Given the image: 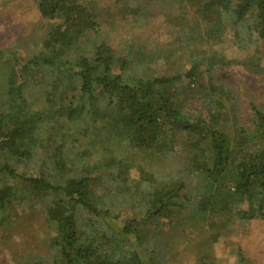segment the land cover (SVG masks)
<instances>
[{"label": "trees", "instance_id": "1", "mask_svg": "<svg viewBox=\"0 0 264 264\" xmlns=\"http://www.w3.org/2000/svg\"><path fill=\"white\" fill-rule=\"evenodd\" d=\"M33 2L41 35L23 56L0 48V229L40 206L53 236L46 259L19 264H161L190 236L182 223L210 221L217 244L264 220V110L249 102L244 115L217 77L235 66L264 83V0H128L130 28L147 24L148 5L176 2L182 53L150 36L119 52L85 0ZM224 37L250 53L227 58L214 49ZM177 55V71L153 72ZM177 146L179 180L144 167Z\"/></svg>", "mask_w": 264, "mask_h": 264}, {"label": "rangeland", "instance_id": "2", "mask_svg": "<svg viewBox=\"0 0 264 264\" xmlns=\"http://www.w3.org/2000/svg\"><path fill=\"white\" fill-rule=\"evenodd\" d=\"M85 1L97 10L101 22L99 39L115 50L124 52L129 44L150 36L155 44L161 46L172 44L174 49L182 53V49L178 47L177 33H174V29L177 30L176 19L179 17L176 2L163 7H159V4L157 7L148 5L151 13H149L150 18L147 24L130 28L123 20V17L125 19L128 16L126 13L128 0ZM164 10L169 11L163 13ZM188 19L189 16L186 20ZM45 23L47 24L41 20L33 0H0V48L5 50L12 48L23 56L24 49L32 44V39L41 35L46 26ZM223 40L221 44L214 45V49L223 53L227 58L242 59L251 51L238 50L233 47L231 40H225V37ZM173 58L168 63L163 61L154 65L153 72L163 74L166 68H169L171 72L177 71L183 60L180 55ZM217 77L236 89L241 99V110L244 115L249 113V102L261 105L264 110V83H260L247 70L233 66L219 71ZM178 142H181L180 138ZM179 150L180 147L177 146L174 151L179 153H173H178L181 160L171 154V156H161L162 158L150 162L152 160L150 156L146 157L148 159L146 162H143L146 164L144 167L167 179L177 181L182 178L181 175L177 177V174L181 171L182 168L179 167L187 155L185 149ZM95 159L94 156L93 160ZM130 177L132 185L138 186L140 180L138 166L131 168ZM189 183L191 182H186L187 189L190 188ZM203 183L204 179L199 174L192 183L197 193L202 191ZM125 215L130 217L128 212ZM209 222L206 221L198 230L196 228L199 226L195 227L193 223L189 225L182 223L181 229L188 231L190 236L178 239L175 243V250L167 255L161 264H238L236 248L249 264H264V220H253L238 227L237 235L230 238L222 236L217 244L209 241V237L215 233L216 229L215 226L209 227ZM52 236L53 232L47 229L40 206L32 208L24 205L18 208L6 226L0 229V264H19L25 261L46 259L49 256V241Z\"/></svg>", "mask_w": 264, "mask_h": 264}]
</instances>
